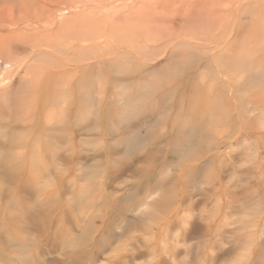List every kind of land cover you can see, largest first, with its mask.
<instances>
[{
  "label": "bare ground",
  "instance_id": "obj_1",
  "mask_svg": "<svg viewBox=\"0 0 264 264\" xmlns=\"http://www.w3.org/2000/svg\"><path fill=\"white\" fill-rule=\"evenodd\" d=\"M261 35H264V0H0V74H4L0 79V99L8 100L7 103L11 105V108L15 105L20 107L22 103H26L25 101L30 99L28 100L30 104H28L32 106L31 103L33 102V105L35 104V106H37V108H35V106L32 108H35V112L41 105L38 101L42 100L41 102L44 103L45 101L43 98L47 99L45 97L49 94L47 89L49 83L56 78H63V81L68 85L67 88H64L62 85V88L68 91L65 99H71V105H77V107L82 103L85 107L79 106V108L81 107L80 109H82L83 107L85 109L87 108V110L81 111L89 113L88 111L92 103L95 102V99H93L94 95H92L94 90L91 91V85L94 86L95 83H97L96 81L103 78V81H107V79L110 81L111 79V81L113 80V82L119 85H140L137 89L132 91L131 89L130 91L125 89L126 93H123L125 97L127 96L126 102L129 104L127 106L130 107L126 110L127 107L121 106L125 108L124 112H122L123 109L120 107L122 113H126L127 111L126 115L121 114V117L122 119L125 118L124 121H127V119L132 120V118L136 117V115L141 112V109L143 110L145 107L150 108L153 106L152 104L154 101L152 103L153 98L150 94L156 95L154 88L156 90L160 88L156 87L159 84L153 85V83L148 84L150 82L149 80V82L143 81L146 76L153 75L152 77H155L159 70L162 71L165 69V71L171 73L180 68H187L188 70L189 67L192 68V66H194L193 69L198 68L199 71L201 69L206 72L209 71V73H206L207 75L201 73L202 70L201 72L197 71L199 73L196 74H199V76L200 73L202 74L200 76L202 82L199 80L200 83L197 82L199 78L197 79V75L194 73L196 70L192 72L191 75L189 74L190 76H188L184 82L178 81L180 84H187L186 87L190 88V101L195 98V90H198L202 85L198 90V93L201 91L200 96H198L199 94L197 93L200 104L199 101H197V104L202 106L201 103L204 105L207 101L206 104L209 103L210 107H208V109L204 108L206 113L204 111L195 113L198 109L196 101H194V106L192 105L193 102L190 103L193 108H195V106L197 108L195 111L194 109L191 110L194 113L191 115L186 114L187 112L184 111L189 106L184 104L188 106L184 108L182 107L184 106L183 104L179 105V101H176L178 98L176 97H174L176 98L175 104H173L174 107L170 105V108L172 106V109H176V111L179 106L182 107L184 109L182 111L185 113L181 110L180 112L188 116H195V114L201 115L199 117L197 115L198 120L195 122L190 121L194 120L192 118H197L191 117L188 125L184 121L186 126L180 125V116H174L178 111L177 113L175 112L173 116L171 115V117H173L171 119H173L174 122H171L172 126L170 125V132L172 131L178 135L177 138L174 137L175 134L173 136L172 152H174L173 154L176 153V157L179 160H176L177 163L183 166L184 163H189V158L193 159L192 157L195 158L197 155L202 156L200 154L206 151V155L214 150L219 154L218 148L220 147L214 148L213 145V140L217 139L216 136L215 139L212 136L211 128L214 127L213 118L216 120L221 117H215L213 115L212 118V116H209L210 114L208 115L209 112L212 113L213 106L217 103L216 101L215 103L212 102L214 97H216L215 100L217 99L218 101L217 105L220 104V102L230 103L231 105L233 102L236 103L235 107L232 105L234 109H230L232 111L231 115H233L234 111L232 117L235 118H233V120H235V125L233 123H231V125H234L236 128V130H234V132L236 131L235 140L243 141L244 139H253L258 141L264 139V89L261 87H264V85H262L264 84V49L259 50V48H263L262 46H264V44L261 41L262 43H260L262 46L258 48L260 44L257 41V48H252L255 46L253 43V46L250 47L252 41H256V39L260 37L262 38ZM261 38L258 40H261ZM13 65H16L15 69ZM219 69L222 70L221 75L219 74L220 76H218L221 79L215 77L218 74L215 71ZM14 71L17 72L14 73ZM170 73L168 75H170ZM178 74L175 75L177 76V80L180 75ZM175 76L172 78L170 75L169 77L174 81V79H176ZM152 77H150V80H152ZM233 77H239L240 79L238 78L239 81L235 79L234 81L236 83L234 84V82L231 81L234 79ZM8 78L14 80L11 82ZM216 78L219 80L218 83V80L216 81V85L219 86V88L216 86L217 91L215 87H213L215 86L213 82ZM161 80L163 81V79ZM143 82L146 84L145 86H141ZM53 83L54 82L50 85ZM196 83H199L197 84L198 86H196ZM50 85L49 87L52 88ZM255 86H257V88ZM123 87L124 86H122V88ZM62 88L61 90H63ZM120 89L121 88L118 90ZM176 89L177 88H175V90ZM228 90L229 93H226ZM51 91L53 92L52 89ZM215 91L216 93H214ZM175 92L176 91L169 94L171 95ZM173 95L170 97L173 98ZM177 95L179 96V94ZM185 96L186 98L183 95L187 101V94ZM132 97H134L133 100L135 102L131 99ZM162 97L157 101L158 106L161 108L164 106ZM183 97L181 96L179 99ZM199 97L204 98V103ZM123 99L124 98H122L120 104L125 102V99ZM170 101L173 102L172 100ZM44 104L46 105V103ZM63 104H65V102H63ZM29 105L28 107H30ZM226 105L224 109L227 108V110H229V106L227 105L226 107ZM17 106L14 108L18 109ZM155 107H153L154 111ZM221 107H217L218 110L215 111L217 112L219 109L222 111ZM79 108H75L76 111L78 109L79 112ZM148 108L146 109L149 110ZM200 109L201 108H199V110ZM90 110H92V108ZM153 110L151 109L148 112L152 113ZM230 110L227 112L231 113ZM59 111L60 110H58V112ZM215 111H213V113L219 116V113H215ZM224 111L226 110L222 112ZM69 112L71 114V111ZM148 112L144 114H148ZM222 112H220V114ZM79 113L78 115H80V120H82L83 123V121H86L84 120L87 118L84 117L86 114L83 113L84 116L81 117L83 114L82 112ZM225 113L226 112L220 116L225 115ZM229 113H226V116L223 118V120H225L224 123H226L227 120H229L227 121L228 123L232 120ZM64 114L63 112L60 116L62 115L61 117H63ZM160 114V116H163L162 110ZM78 115H75V118L79 117ZM34 116L36 121V115L34 114ZM69 116L70 115H68V117ZM66 117L65 115L64 119H66ZM187 117L183 116L182 118H184V120L189 119ZM209 118H212V122L210 121V123L208 122ZM89 119L90 116L87 120ZM76 120L77 119H75V121ZM80 120L78 118V121ZM157 120L158 119L153 120L150 125L153 126L157 123ZM35 121L33 123H35ZM217 122L214 125H217ZM130 123L129 121L127 123L128 125H126L128 129L132 128ZM219 123L221 122L219 121ZM182 126L185 127L183 128ZM55 128L56 127H54L53 130ZM83 129L86 130L88 127ZM83 129L81 128V130ZM212 131H214V128ZM182 134H184L185 138L181 136ZM214 134L217 135L216 133ZM145 135L146 134L137 131L134 135L125 138L123 143L126 145L127 149H135V147L143 142ZM179 136H181V138H179ZM217 138H219V136ZM18 139L16 138V140ZM40 140L34 141V144L32 143L33 146L29 156L31 162L29 172L38 175L42 172L44 166V149L48 148H46L47 145L44 146L45 143H41ZM24 141L26 143L27 140ZM24 141H20L21 144ZM24 146L27 147L26 144ZM220 146L223 147L222 144ZM224 146H226V144ZM212 154L214 153H210V155ZM259 155L262 156L263 153ZM27 156L22 154L20 156L17 155V157H19L17 158L13 153L10 154L0 151V162L3 163V165H0H2L1 167L5 171L2 173L8 176V180L11 179V181H15L20 179L19 181H23L22 177L18 178L20 176L22 164L20 163V167L17 161H19V159L20 161H22V159L25 160ZM211 157L210 159L214 158ZM200 160L201 159L197 160V164H199L198 162ZM205 160L204 162H200L201 165L199 164L200 166H196V168L194 164H192V161L189 160L191 163H189L190 166H194V168L192 170L188 168L190 170L189 176H191L188 177V179L191 178V184H196L195 182L201 177L204 178V181L202 180L204 182H202V185L204 184L205 186L207 184V186H205L206 188L203 187V193L201 194L203 198L208 200V205L211 204L213 199H215L214 201L217 200L215 204L217 206V212H209L211 209L209 206H206V208L210 210L204 214L201 213L207 215V217L203 216L205 217L204 220L206 223H204L203 218L201 219L203 220L204 227L206 225L209 231H211L212 229H216L217 226L220 230L222 226L227 225L226 227H230L231 225L229 226L228 224H235L230 227L231 229L233 226L235 227H233L234 233L231 229L228 231L233 234L236 232L238 242L235 243L237 244V248L234 249L237 251V261H239V264H252L260 257L262 261L264 259V162H221L222 165L220 166H222V168H217L221 170L220 173L217 172V174L214 172V174L210 169V164L212 165V162H210L208 158ZM26 161L28 162V159H26ZM184 166H186L187 169V165ZM229 167L230 169H228ZM213 168L214 167H212V169ZM228 170L232 172L231 174H233L232 177L234 181L233 185L228 184V186L231 187H228L227 184V187H224V177L230 174ZM187 171L186 173L188 174L189 171ZM4 175L2 174V176ZM213 176H215V178H213ZM20 185L15 182L13 185L10 184L9 187L6 186V188L0 186V190H3V192L7 191L8 194L14 193L17 190L18 193V190L21 188ZM22 187L23 188L19 191L25 190L24 185H22ZM222 188H225V190L222 191ZM227 188H233V193L230 194L232 189L228 191ZM169 189L163 191L159 197L152 200L146 212L139 213L140 215L134 213L127 216L123 218V223L129 227L139 223V221L141 222L144 219V215L154 212L157 209L159 210L160 207H166L174 197L173 188ZM193 190L195 191V187L194 189H190L192 196L194 195ZM7 193L5 194L7 195ZM221 195L225 196V198L223 197L224 199L227 197L228 200L222 203ZM192 196L188 194L187 197L190 199ZM207 203L204 205H207ZM213 203L211 205L212 209L215 207ZM229 218H231L234 223H230L232 221L229 222ZM220 226L221 228H219ZM190 228L188 230H190ZM207 228H205V230ZM199 229L201 230V228H198L196 232ZM223 229L224 228H222V230ZM194 231L192 234L196 233ZM189 234L191 233L189 232ZM225 234L227 235V233ZM193 235L189 238H192ZM222 235L224 237L223 232L221 234V240ZM86 237L87 232L85 231L74 241L73 245L75 244L82 247V245H85V242H87ZM109 237L112 238V235ZM109 237H104L105 241H103V243L109 241ZM237 239L235 237L232 241L235 242ZM218 241H220V238ZM223 253V255H225L226 252ZM218 255L220 256V254ZM262 264H264V262H262Z\"/></svg>",
  "mask_w": 264,
  "mask_h": 264
},
{
  "label": "rangeland",
  "instance_id": "obj_2",
  "mask_svg": "<svg viewBox=\"0 0 264 264\" xmlns=\"http://www.w3.org/2000/svg\"><path fill=\"white\" fill-rule=\"evenodd\" d=\"M258 39H256V41L254 40L255 42L252 41L250 47L254 44L255 46L252 48H257L259 43V48L262 46V42L264 44V35L261 40ZM257 41L258 43H256ZM262 47L263 48H259V50L264 49V46ZM15 66L16 65H13L14 69ZM193 67L194 66H192V68L189 67L188 70L187 68L174 70L171 72L173 74L169 71H165V69L162 71L159 70L161 71H158L160 74L157 72L156 75L154 74L155 77L150 75L146 76L145 79L143 78V81L151 82L148 84H159L156 87L160 89L156 90L154 88L156 95L150 94L153 98L152 103L154 101L152 104L153 106L150 108L145 107L143 110L141 109L142 113H138L139 115L137 114L132 120L127 119V121H124L125 118L122 119L121 117V114L126 115L127 113V111L126 113H122L125 111V108L121 106L127 107L126 110L130 107L127 106L129 105L126 102L127 96L125 97V94L123 95V93H126L125 89H128L129 91L131 89L132 91L137 89L140 85H119L116 82H113V80L111 81V79L110 81L107 79L108 82L104 80V82L103 78L100 79L101 81H96L97 83L94 81V86L91 85L93 88H91V91L94 90L92 95H94L93 99H95V102L91 105L92 110H90V108L88 111L90 114L84 112L87 108H83L85 106H83L81 102L77 107V105H71V99H65L68 91L64 88H67L68 85L63 81V78H56L54 81L52 80V82H54L52 85H50L52 82L49 83L52 88L48 85L47 89L49 94L45 97L47 99L43 98L46 105L41 102L42 100H39L38 103L40 102L41 105L37 109L38 111L35 110L34 112V109L37 108V106H35V104L33 105V102L31 103L32 106L29 105L30 101L28 102V100L30 99H27L25 101L26 103H22V106L18 107L17 105H12V108L11 105L7 103L8 100L0 99V151L10 154L13 153L16 157L17 155L20 156L22 154H25V156L28 155L25 157V160L22 159V161H20L19 159V161H17L19 164H22V167L24 166L22 169L20 164V176L18 177H22L23 181H19L20 179L13 180L14 183L21 184L19 190L23 188L22 185H24L25 190H18V193L16 190V192L10 194H8L7 191L3 192V190H0V264H239V261H237L238 254L237 251H235L237 248V244L235 243L238 242V239L236 232L233 234L234 226L232 229L230 228L235 224H228L229 226L231 225L230 227H226L227 225L222 226V228L226 230H222L220 226L219 228H221V232L218 229V226L217 228L214 227L216 229H210L211 231H209V228H207L206 225L204 227V223H206L204 218L207 217V215L203 214L210 209L212 211L210 210L209 212H217V206L215 205L217 200L214 201L215 199L212 198L213 200L211 204L208 205V200L203 198L201 194L203 193V187L206 188L205 186H207L206 183L205 186L204 184L202 185L204 178H199V181L197 180V182H195L196 184L192 183V185L190 183L191 178L188 179V177H191L189 176L190 170H192L194 166L195 168L196 166L199 167L201 165L200 162L206 161V158L212 162V165L210 164V169L213 173H220L221 170H218L217 168H222V166H220L222 165L221 162H264V139L258 141L253 139H244L243 141L235 140V120H233L234 117H232L234 111L233 115H231V110L234 109L232 108V105L235 107L236 103L233 102L231 105L230 103H222L219 101L220 104L217 105L218 101L217 99L215 100L216 97H214L212 102L215 103L216 101L217 103L216 105L213 104L214 108L212 113L209 112L208 115L210 114L209 116H212V118L213 115L215 117H221L219 118L220 120L217 118L218 122L217 119L215 120V118H213L214 124L217 122V125L213 124L214 127L211 128L212 136L214 139L216 136L217 139L213 140L212 138L214 142L213 145L214 148L220 147L218 148L219 154L215 150H210L211 152H208L214 154L210 155V153H208L207 156L206 151L203 154H200L202 156L197 155L195 158L192 157L193 159L189 158L188 162L190 163V161H192V164H194L193 167L190 166L191 163H184L183 166H181L182 164L179 165L177 163L179 160L176 157V153L173 154L174 152H172V141L174 139V134L175 138H177L178 135L172 131L170 132L171 122H174L173 119H171L173 118L171 115L173 116V114L178 111L179 114L177 113L174 116H180V125L182 124L186 126V124H189L191 117L197 118V115L198 117L201 116L199 114H195V116L186 115L194 114L193 111H191L192 109L195 111L197 106L198 109L195 113H200L199 111H204L210 107L209 103L206 104L207 101L204 105L201 103L202 106L197 104V101H199L200 104L197 95L199 94L198 96H200L201 91L198 93V90L202 85H199L200 87L198 90H195V98L190 101V88L186 87L187 84H180V82H184V80L195 70L194 73L197 75V79L199 78L198 81L196 80L197 82H199V80L202 82V78H200L202 75L201 73L205 75H207L206 73H209L208 70V72H206L201 69V72L198 68L193 69ZM197 71L201 72L200 76L199 74H196L199 73ZM218 71H215L218 73L215 77L221 79L218 76L221 75L222 70L219 69ZM16 72L17 71H14V73ZM168 72L172 78L178 73L182 76L178 74V80L177 76H175L176 79L173 81L171 80L172 78L169 77L170 75H168ZM3 75L4 74H0V79ZM150 77H152V80H150ZM217 78L213 82V85H215L213 87H215L216 91V86H218L216 84L219 82ZM224 78L227 79L226 77ZM233 78L234 79L231 81L235 84L236 82L234 80H238L239 77ZM161 79H163V81ZM9 80L12 82L14 79ZM199 83H196V86H198L197 84ZM62 85L64 88H62ZM145 85L144 82L141 84V86ZM122 86L125 88L123 87V89ZM255 87L257 88V86ZM261 87L264 89L263 86ZM61 88L63 90H61ZM119 88L121 89L118 90ZM175 88L179 91L177 89L175 90ZM174 91L176 92L173 94L175 95L177 93L179 96L177 94L175 96L173 94L171 95H173V98H178L176 101H179V105L186 104L190 108L184 105L182 107H188L185 110L180 106L179 107L182 109L178 107L177 111L176 109H172L176 98H171L169 93ZM216 91L214 93H216ZM185 93L187 94V101L185 99ZM226 93H229V90L228 92L226 91ZM181 96L184 98V101L183 98H181L182 102L181 99H179ZM161 97L164 102L163 108L158 106L157 102ZM122 98L125 99L123 100L126 103L123 102V104H120ZM133 98L134 97L131 99L133 100ZM201 100H203L202 102L204 103V98H201ZM194 101H196L197 104L195 108H193L195 104ZM63 102H65V104H63ZM190 103H192L193 106ZM226 104L230 107H228V109H231V113L227 112L229 111L227 108L224 109ZM28 105L30 107H28ZM170 105L173 107L171 106L170 108ZM16 106L18 109L14 108ZM34 106L35 108L32 109ZM79 106H83L82 109H80L81 107L79 108ZM216 106H223L221 107L222 111L226 110L224 112L227 114L229 113V116H231L233 121L230 118L231 121L229 123L227 122L229 120L224 123L225 120H223V118L226 116V113L225 115H222L223 117L220 116L221 114H224V112L220 109L219 111L222 112L221 114L219 111L216 112L215 110H218ZM153 107H155V111L153 110ZM75 108H79L80 113L82 112V114H86L85 116L84 114L81 115V117L84 116L85 118H89L90 116V119L87 120L86 118L84 119L86 121H83L82 123L80 115H78V109L76 111ZM199 108L201 109L199 110ZM151 109L153 112L149 113L148 111ZM29 110H32L33 112ZM58 110L61 112H58ZM161 110L163 111V116H160ZM180 110H184L187 113L184 114L185 112L182 111L184 112L182 113ZM69 111H71V114ZM213 111L219 113V116L218 114H214ZM63 112L65 114L61 117L62 115L60 116V114H63ZM147 112L148 114H144ZM34 114L36 115V121ZM73 114L78 115L79 117L75 118V115ZM65 115L67 116L66 119H64ZM68 115L70 116L68 117ZM32 116L34 117V120ZM183 116H188L187 118L189 119L185 118L186 120H184V118H182ZM78 118L81 122L78 121ZM212 118L208 119L209 123L210 121L212 122ZM75 119L77 120L75 121ZM156 119H158L157 123L153 126L150 125V123ZM192 119L194 120H191L190 122L198 120V118ZM34 121L35 123H33ZM129 121L131 122V129L126 127ZM184 121L186 124H184ZM219 121L221 123H219ZM231 123L234 125H231ZM52 127L58 128L53 130ZM85 127H88V129H83ZM81 128L83 130H81ZM213 128L214 131H212ZM137 131L146 134L145 139L135 147V149L129 150V148L127 149L126 145L123 143V140L134 135ZM214 133H216L219 138H217L218 136ZM181 136L184 137V134ZM181 136H179V138H181ZM220 137H223L222 140ZM16 138L19 139L16 140ZM36 139L38 141L41 139L40 142H44V146L47 145L46 148L48 147L47 149H44L45 161L43 162V170L39 175L29 172L31 168L29 156L34 141H37ZM22 140H27L28 142L26 141L25 143L24 141L21 144L20 141ZM24 143L27 147L24 146ZM221 144L223 147L220 146ZM225 144L226 146H224ZM262 153L263 155L260 156L259 154ZM209 155L214 158L210 159ZM26 159H28V162ZM199 159L202 160L198 162L200 165L197 164V160ZM0 164L3 165L1 162ZM2 165H0V174L5 172L1 167ZM184 165H187V169ZM212 167L214 168L212 169ZM188 168H190V170ZM228 169H230V167ZM228 173L230 174H227L228 176L224 177V187H227L228 184L233 185V174H231L232 172H229V170ZM2 174L4 175V173ZM2 174L0 175V186L6 188V186L9 187L10 184H14L11 179H9V182L7 175H4L5 179ZM215 176H213V178H215ZM194 187L195 191L193 190L194 195L192 196L190 189H194ZM169 188H173L174 197L166 207H160L159 210L157 209L154 212L144 215V219L141 222L139 221V223L129 227L123 223V218L127 216L134 213L140 215L142 212H146L149 203ZM227 189L228 191L232 189L230 194L234 191L233 188ZM223 190H225V188H222V191ZM5 193H7V195ZM186 193L187 196L189 194L192 198L189 199V197L186 196ZM223 197L225 198V196L221 197L222 203L228 200L227 197L226 199ZM203 203H207V205H204ZM212 203L214 204L213 206H215H212L214 209L211 208ZM206 206H209L210 209H207ZM202 218L204 223L203 220H201ZM230 219L231 218H229L228 221L234 223L233 220ZM201 226H203L204 229ZM189 228L190 230H188ZM198 228H201V230L199 229L200 231L198 230L197 233L196 230ZM205 228H207V231ZM191 229L193 231L195 230L194 232L196 233H193L194 235L192 234L193 231ZM230 229L233 233L228 231ZM85 231L87 232V242H85V245H82V247L75 244L73 245L74 241ZM189 232L191 234H189ZM222 232L224 237L222 235L221 240ZM225 233H227L228 237ZM111 235L112 238L109 237ZM191 235H193L192 238H189ZM104 237H109V241L103 243V241H105ZM235 237L237 240L233 242L232 240H234ZM219 238L220 241H218ZM223 252H226L227 254L225 253V255H223ZM218 254H220L221 257ZM259 259L255 262L252 261V264H262V262H264L263 257L262 261L261 257Z\"/></svg>",
  "mask_w": 264,
  "mask_h": 264
}]
</instances>
